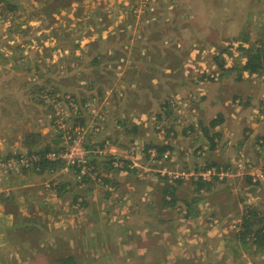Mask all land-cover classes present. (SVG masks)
Returning <instances> with one entry per match:
<instances>
[{"label": "rangeland", "instance_id": "obj_1", "mask_svg": "<svg viewBox=\"0 0 264 264\" xmlns=\"http://www.w3.org/2000/svg\"><path fill=\"white\" fill-rule=\"evenodd\" d=\"M8 1L15 10L7 6ZM262 42L264 0H0V196L3 176L19 174L17 169H9V160H17L20 155L32 159L43 147L53 145L59 151L65 146L66 141L55 124L61 113L69 114L70 106L64 99L72 95L81 101L76 103L82 104L79 113L74 112L75 118L86 120L89 136L103 148L113 145V160L120 165L131 162L136 169L134 178L139 180L134 188H127L125 182L128 184L129 180L122 179L125 186L118 188L124 194L125 203L111 209L112 199L109 202L103 198L106 190L100 186L88 194L61 188L59 183L47 189L45 183L49 178L43 181V187L61 200L55 203L56 208L37 206V202L31 201V204L26 199L10 200L15 204L17 219H3L0 214V264H65L60 259L66 257H74V264H166L172 255L174 259L180 256L178 259L182 262L195 260L197 264H204L200 249L207 251L208 264H215L217 253H220L217 262L231 259L233 264H252L247 261L251 253L234 255V258L225 254L223 243L233 230L228 215L236 212L234 205L223 215L216 204L212 205V211L204 215L212 218H207L210 229L205 231L203 227L207 225L200 223L199 217L196 223L186 219L188 212L179 200L163 210L157 188L166 183L153 182L149 177L152 172L145 173L148 168L160 174L165 167L193 170L226 161L196 166L183 163L182 167L180 151L204 159L209 145L193 148L190 143V149L175 147L170 162L151 163L146 149L157 142L170 148L176 139L172 138L173 134L189 126H195V130L188 142L201 136L200 124L195 125L199 122L197 104H239L241 112L251 110L263 116L264 73L252 75L239 69L247 50L259 47ZM100 54L103 57L99 60ZM218 62L224 64V71ZM51 89L56 91L55 96L47 92ZM116 104H122V112L114 108ZM250 104L259 105L251 108ZM169 106L172 119L167 115L166 120H156L159 107L163 114ZM117 114L126 118L129 129L123 127L122 136L112 133L108 138L105 133L115 132L118 126L114 119ZM75 118H65V127L74 130ZM257 122L264 123V119ZM217 130L218 127L213 129ZM30 135L37 137L30 139ZM44 135L56 136L57 140L44 143ZM148 135L152 138L155 135L156 141H145ZM92 142L89 146H93ZM238 151L239 158L230 163L244 157L255 174L264 175V141L259 142L257 157L249 156L251 150L249 154ZM107 160H97L99 172L109 165L110 156ZM111 169L106 167L105 171ZM101 176L104 177L102 173ZM146 177L149 179L145 180ZM247 178L252 177L214 183L208 192L201 190L194 196L191 188L185 186L188 190H180L178 195L181 199L189 195L191 200L200 198L206 202L210 198L212 202L234 198L242 200L245 206L259 207L263 203L260 196L250 200L241 191ZM261 183L264 180L254 185ZM3 196L9 199V191ZM132 202L140 205L132 208L136 220L143 213L155 217L163 212L165 218H170L169 210L178 208L180 216L177 214L173 224L168 225L174 228L167 239L158 237L163 228H158L150 218L133 230L125 229L128 214L121 217V212ZM150 204L152 208L148 207ZM19 210L25 215L19 216ZM15 224L22 225L23 234L12 228ZM3 226L8 227L2 229ZM152 226L157 229L153 231ZM177 227L182 228V234ZM30 231L33 233L29 234ZM207 231L212 235L207 233V236ZM145 233L149 238L142 241ZM133 242L153 251L134 252ZM171 249L175 251L172 253ZM261 256L264 254L257 255Z\"/></svg>", "mask_w": 264, "mask_h": 264}, {"label": "crops", "instance_id": "obj_2", "mask_svg": "<svg viewBox=\"0 0 264 264\" xmlns=\"http://www.w3.org/2000/svg\"><path fill=\"white\" fill-rule=\"evenodd\" d=\"M197 105H198V108H197L196 112L198 113V115L197 114L196 115H197V118H199L200 123L197 122L196 125L200 124V128H198V129L202 130L201 136H197L196 139H193L190 142H188L187 139L193 138L192 137V131L191 130H189V131L188 130H182V132H180V133H179V131H177L173 134L174 136L172 138H176V139L173 141V144L172 143L170 144V149L176 151L175 147H177V149H178L180 146L187 147V149H190L189 144L191 143V147H193V148H198V147H201L202 145H209V153L203 159L201 157H198L195 154H188V153L186 154V151H184V152H183V150L180 151L182 153V154H180V156H181L180 161L182 163V167H183V163L185 166H196V165H202V164H207V163H217V162H221L223 160L226 161L225 164H229L230 162L235 160L236 157H237L236 159L239 158L238 157L239 156L238 150H244L248 154L251 150L252 153L249 156H251V157L256 156L257 157V154H258L257 149H258L259 142L264 141V123H258L257 121L264 119V115L263 116L256 115L251 110H249L248 112H241V110H239V104H197ZM256 105H259V104H253V105L250 104V106H252L251 108H254ZM121 106H122V104H120V105L116 104V107H114V108L117 109L118 112H122ZM161 107H163V106H161ZM132 109H135L134 105L132 106ZM170 109H171V107L169 106L167 108V111H169V113L171 114L173 112ZM172 109L175 110V107H172ZM159 112H160V115L155 117V119L158 121H160V119L166 120L167 114L165 112H163V114H161L160 107H159ZM187 114H188V116H187ZM187 114H186V116L189 118L190 114L189 113H187ZM192 115H194V114H192ZM172 117L173 116L170 115V117H168V119H172ZM255 118H257V120H255ZM114 119L117 121L116 123L118 124V126L116 127L115 132H111V131L108 132L107 131L105 133L106 137H108V138L114 134L119 136L118 133H121V136H122L123 134L121 131H124L123 127H125V129H129L128 126H126V124L128 123L126 118L124 120V118L121 117L120 114H117L116 118H114ZM151 120H154V119L151 118ZM193 121H194V119H193ZM190 124H192V123L190 122ZM180 125H183V122ZM180 125L176 126L177 130H179L178 128ZM201 127H202V129H201ZM215 127H218L217 132L213 131V129ZM135 131H137V130L135 129ZM108 133H110V134H108ZM112 133H114V134H112ZM197 134H199V133H197ZM120 139L124 140L126 138L120 137ZM143 139H144V137H143ZM145 139H146L145 141H148V143L149 142L154 143L153 139L156 141L155 135H154V138H152L148 135ZM56 140H57L56 136H52L50 138L48 135L43 136L44 143L56 142ZM116 142H117V145L119 146V138L116 140ZM157 145L164 146V144H161V142H157ZM20 152H22V151H20ZM140 153L141 152L137 153L138 159H140V155H139ZM141 156H142V154H141ZM196 156H197V158H196ZM105 160H107V159H105ZM107 161H109V160H107ZM197 162H199V164H196ZM96 163L98 164L99 162L97 161ZM106 167H109V165L106 164V166L103 168V172H99L97 169L96 173L94 174V176L92 178V181L91 182L89 181L90 182L89 184L82 182L80 180L78 181V179L76 180L74 178V176L72 175V174H75V172H73V171H71L69 173H62L60 175L61 178L60 177L59 178H60V181H63L65 183V185H66L65 187L74 188L77 191V193H85V194H88L90 192L92 193V191L95 190L94 187L95 186L97 187V185L101 187L99 181L104 182L103 181L104 178L115 181V183H113L114 185H108L107 188L105 187V190L109 189L110 194L106 192V195H104L105 197H103L106 201L107 200L109 202L112 201L111 202L112 205L110 206V209H111L112 207L116 206L119 203H121V204L125 203L123 200L124 194L120 193V191H119L120 189L118 188L119 186L121 188L122 187L124 188V186H125V184H122V179H123V181H125L124 179L127 177V179L129 180L128 184H127V182H125L127 188H129V187L134 188L135 184L138 183L139 180L134 178L133 172L128 174V175H125L122 172L117 171L115 169H111L110 171H108V170L105 171ZM195 168H197V167H195ZM139 171H141V170L139 169ZM114 172H117V174H115ZM134 172H136V170ZM150 172H152V175L149 176L151 181L166 183V185L162 184V186L157 188L160 190L159 194L161 196V198H160V201L162 204V205L160 204L161 208L163 210L165 208H168V205L166 206L165 202H164L165 198L170 201L172 199V197H174V201L179 200L178 202H180V204H182L183 210L184 209L187 210L188 213H187L186 219L194 220L196 223V221L199 217L200 223H203V225H207V226L203 227L205 229V231H206V229H210V226L208 225L209 222H208L207 218L209 220H211L212 218H210L209 216H206L207 218H205L204 215H205L206 211H207V213L209 211H212V209H211L212 205L216 204V206L218 207L216 209L219 210L221 215H223L224 212L228 211L230 205L231 206L234 205L236 212L233 213V211H232V213L230 215H228L229 216L228 220L230 221V225L233 228V230L230 233V235L232 237L231 236L228 237V239L225 240V242L223 243L224 249H225V254H229L230 257L232 256L234 258V255L246 254V253L250 254L251 253L253 255H251V257H249L247 259L248 262H251L252 264H257V263L264 264V256L257 257V255L264 254V242L259 243V246L255 243H252V245L251 244L244 245L243 241L239 237V234L242 233V231H244L242 224H243V220L246 218H249V219L254 221L255 224L253 226V230L258 231L259 229L263 228V231H264V183L254 185L252 178H250V181H248L249 178H247V180H245L246 184L242 185V187H241V191H243L242 193H245V195L247 197H250L249 198L250 200H253V196H260L261 202L263 201V203L261 205H259V207L256 206L255 204L254 205L250 204V202H248L249 199H247V203L250 205L245 206L243 204L244 202L242 200L240 201V200L234 199V198L232 200H220V201L215 200L214 202H212V198H210L209 201L206 202L205 200L200 201V198H195V199L191 200V197H189V195L187 198H185V199H188L190 201V204L187 205L185 202V199H181L179 197L178 193L180 192V190H182V192H183L184 189L188 190V188L190 187L192 192H194L193 196L196 194H199L198 187L195 185L196 182H193V181H189L186 183L178 182L179 184H177L176 183L177 181H170V179L168 177L160 175L156 170H151L150 168H148L145 173H150ZM101 173L104 177L101 176ZM47 178H48L47 175H39V174H36L33 172H25V173H20V174H7L6 176H3V179L1 180V181H3L2 182L3 185L1 184V187H2L1 193L2 194L0 196V200H1V202H0V214L3 217V219H10L11 221L17 219L16 209L14 207L15 204H13L12 202H9L10 200L20 201L22 199H26L25 201L30 200L31 204H32L31 201L37 202V206L43 207V206L49 205L48 209L56 208V206L58 204H55V203H61V200H58L59 199L58 197H55L54 195H50L48 192H46L44 190L43 181L46 182ZM54 179L57 180V178H54ZM148 179L149 178L146 177L145 180H148ZM242 181H244V180H242ZM247 181L249 183H247ZM140 182H144V181H140ZM170 184H172V185H170ZM236 184H237V182H236ZM227 185H230V184H227ZM227 185H225V187H227ZM185 186L188 188H186ZM164 187H169L170 189H172V191H173L172 197H169V195L167 197H164L165 196L163 194V191L165 189ZM193 187L194 188L196 187L197 189H194ZM147 188H151V186L147 187ZM229 188H225L227 190V192L230 191L231 188L230 189ZM259 188H260V190L262 189L260 191V193L256 191ZM102 190H104V189L102 188ZM149 190L150 189L147 190L148 193H149ZM7 191H9V195H10L9 199H7L6 197L3 196L4 194L7 195ZM204 191H207V190H204ZM25 193H27V194H25ZM44 193H46V194H44ZM93 193H96V192H93ZM133 194L134 193H132V195ZM13 195H14V199H11V197H13ZM24 195H25V197H24ZM133 197H135V195ZM213 198H215V197H213ZM4 199H7V200H4ZM85 199H86V197H85ZM110 199H112V200L110 201ZM136 201H137V199H136ZM136 205L140 206L139 204H137V202H132L130 204V206L126 207L125 211L122 209V212H121L122 216L121 217L128 214L126 216V223L128 225L126 226L125 229L133 230L135 227H137L138 224H140L141 222H144L145 220L147 221V218H150V221L155 222L156 226L158 228H160V229L163 228V233L158 237H166L165 239H167L169 231L172 228H174L172 225L170 227H168V225L170 223L173 224L174 221H172V219H177L176 216L178 214L177 213L178 208L176 207L172 212H170V210H169V213H172V214H170V216H171L170 218H165L164 213L160 212V213L156 214L155 217H153V216L151 217V214H149V213H143L140 216L138 215L139 217L136 220L134 218L135 212L132 209ZM169 206H173V205L169 204ZM148 207L152 208L151 204ZM19 213H20L19 216L21 214L25 215L22 210H19ZM251 213H253V215H251ZM19 216H18V218H19ZM43 217L46 218L45 216H43ZM135 217H137V216H135ZM132 223H135L134 226H132ZM145 223L147 225H150V222H145ZM17 224H19V223H17ZM17 224H15V226H13L12 228H16L17 233L23 234L24 231L20 228V227H22V225H17ZM220 226L221 225L218 223V230H219ZM7 227L8 226H3L2 229L7 228ZM198 227H200V226H198ZM198 227H195V228L198 229ZM236 227H237V229H234ZM152 228H153V231L157 229L156 227H153V226H152ZM177 230L179 231V234H182V228L177 227ZM193 231L197 232V230H193ZM210 232L207 231L205 233L212 235V233H210ZM31 233H33V231L29 232V234H31ZM154 233H157V232H154ZM208 234H207V236H208ZM151 236H152V234H151ZM147 238H149V235H147L145 233V236H144L142 241H145ZM165 239L164 240L160 239V241L164 242ZM209 240H210V238H209ZM246 241H247V239H246ZM129 243H131L130 240H129ZM167 244H169V243H167ZM132 246H133L132 249H134V252H138V253L139 252H152L153 251L152 250L153 248H149V247L143 248L142 246H138L136 242H133ZM156 250H157V248H156ZM174 251H175V249H174ZM174 251L171 249L172 253ZM180 252H181L180 254L184 253V251H180ZM199 253L203 254L201 257V262H203L204 264H208L209 260H208V256H207V251L205 249H200ZM219 254L220 253H217V256L215 257L217 261L220 260V258L218 257ZM178 258L180 259V256L177 257L176 259H174V256L172 255L170 260L169 259L166 260V264H197V263H199L195 260H193V261L189 260L186 262H182ZM241 258H243V257H241ZM256 259H258V261ZM217 261L214 263L215 264L216 263L217 264H233V261L231 259H229V260L224 259L220 262H217ZM158 263H161V260H159ZM238 264H247V263L246 262H239Z\"/></svg>", "mask_w": 264, "mask_h": 264}, {"label": "built area", "instance_id": "obj_3", "mask_svg": "<svg viewBox=\"0 0 264 264\" xmlns=\"http://www.w3.org/2000/svg\"><path fill=\"white\" fill-rule=\"evenodd\" d=\"M59 105V104H57ZM72 110L77 113L79 105L77 104H69ZM62 111V110H61ZM65 118H68V114L61 113L56 119V125L58 130L62 133V137L65 142V146L62 150H55L47 153L44 159H49L54 162H59L63 164V168L56 170L58 173H69L71 171H75L78 174L79 179L83 178H93L94 166L90 164L91 155L97 156L98 159L108 158L113 155V145L106 146L104 148L93 145L90 148L87 142V128L85 126H81L76 124V128L68 129L65 122ZM88 144V145H87ZM94 144V143H93ZM149 160L151 163L155 161L162 160L163 162H170L173 158V154L171 151L167 150L162 157L159 155V150L155 147L151 148L149 151ZM36 156L34 158H26V156L20 155L17 157V160H9V169L14 170L19 168L29 169L31 166V161H40L42 156L38 153H35ZM243 157V156H242ZM244 158V157H243ZM243 158L236 161V163L230 164H220V165H205L194 168L193 170H185V169H177V170H169L168 168H164L160 170V174L162 176H166L170 179V181H180L182 183H186L189 181L193 182H204V183H224L229 180L239 179L242 176H250L252 177L253 184L259 181L264 180V175L255 174L253 172V168L248 161L243 160ZM16 161V162H15ZM15 162V164H12ZM7 163V161L5 162ZM116 168L124 166V164L120 165L118 162H113ZM55 173V171H53ZM260 179V180H259ZM100 185H108L104 182H100ZM52 182L49 181L45 183L46 188L52 187Z\"/></svg>", "mask_w": 264, "mask_h": 264}, {"label": "trees", "instance_id": "obj_4", "mask_svg": "<svg viewBox=\"0 0 264 264\" xmlns=\"http://www.w3.org/2000/svg\"><path fill=\"white\" fill-rule=\"evenodd\" d=\"M9 3H10L9 1L6 2L7 6L10 7L11 9L15 10L16 7L14 8V6L9 4ZM245 33H247V31ZM244 50H245V48H244ZM247 51H248L247 52L248 54L245 55L246 58L243 57V59L241 60L242 64H241V67L239 68L241 70V73H245L246 72V73L252 74V75L253 74H262V73H264V42H262L259 47L254 48V49L251 48V49H248ZM101 57H103V55H101V54L97 56V58L99 60H100ZM218 65L220 66L221 70L224 71V64L222 62L221 63L218 62ZM41 91H42V89H41ZM47 92L51 93L50 95H53V96H55V93H56V91L53 90V89H51V90H49ZM44 94H47V93H44ZM76 99H77V96L72 95L71 97L65 98L64 100L68 104H72L73 103V104L82 105V104H79V103H81V101H78ZM76 101L79 102V103H76ZM85 101L86 100H83L82 102H85ZM164 109H165V107H164ZM163 111L168 115V117H170L171 114L169 113V111H167L166 109L163 110ZM78 113L79 112H77L75 114H78ZM68 118H75L74 111L72 110L71 107H70V112L68 114ZM75 120L77 121V124H79L81 126H86V120L85 119L80 118V117L77 118V116H76ZM192 124H195V123H192ZM55 126H57V125L55 124ZM201 129H202V127H201ZM185 130L193 131V130H195V126H189V128L188 129L186 128ZM35 137H37V135H30L28 138L33 139ZM92 140H93L92 143H94L93 145H97V146L102 147L96 140H94L93 137L89 136V132H87V142H88V144ZM33 143H34V141H33ZM49 147L50 148L52 147V148L49 150ZM49 147H45V148L43 147L41 149V151L38 152V154L42 156L40 161L39 160L38 161H31L30 162L31 163V165H30L31 167L29 169H25L26 167L19 168L18 173L20 174V173H25V172H32L34 170L36 174L47 175L48 178L50 179V181L52 182V184H51L52 186L57 187L58 186L57 184L59 183L61 185V188H63L66 185H65V183L63 181H60V178H61L60 175L62 173H58L56 171L58 169L63 168L64 167L63 164L59 163V162L51 161V160L46 159V158L44 159V157H45V155L47 153H50L51 151H55V147L53 145L49 146ZM153 147H155V148H157L159 150L160 157H162V155L167 150H169V151H171L173 153V151L167 146L151 145V146H148V148L146 149V153L148 154V158L150 157L148 151L151 148H153ZM105 159H107V158H105ZM97 160H98L97 156L91 155L90 164L93 165L94 168H95L94 169V173L92 174L93 176L96 173V169L98 168V164L96 163ZM113 162H114L113 157L110 156L109 167H111L112 169H115L117 171H120L122 173H131V172H134L136 170V169L132 168V163L131 162L128 163L127 161H124V166L119 167V168H116L114 166ZM53 171H55V173H53ZM73 172H75V171H73ZM72 175L74 176V178L76 180L78 179V181L80 180V181L85 182L87 184H89L92 181V177H89V178L85 177L83 179H79L77 172H75V174H72ZM54 178H57V180H55ZM109 180L110 179L104 178L103 181L107 185H114L113 183H115V181H112V180L109 181ZM248 181H250V178L248 179ZM178 182H180V181H177L176 183L179 184ZM213 184L214 183H204V182H201V181H198V182L195 183V185L198 187L199 191H201V190H209V189H211L214 186ZM105 186L106 185L103 184L102 188L105 189ZM164 188H165L164 191H163V194L165 195L164 197H167L168 195H169V197H172L173 196L172 189H170L169 187H164ZM106 192L110 194L109 190H106ZM175 201H174V197H172V199L170 201L167 200L166 198L164 199V202H165L166 206L169 205V204L174 205L173 203ZM185 202H186L187 205L190 204V201L188 199H185ZM251 215H253V213H251ZM254 224H255L254 221L249 219V218H246V219L243 220L242 227L244 228V231H242V233L239 234V237L243 241L244 245H247V244L248 245L249 244L252 245V243H255V244H257L259 246V243L264 242V231H263V228L259 229L258 231H255V230H253ZM246 239H247V241H246ZM60 261H63V263L65 262V264H74V257H66L65 259L62 258V259H60Z\"/></svg>", "mask_w": 264, "mask_h": 264}]
</instances>
